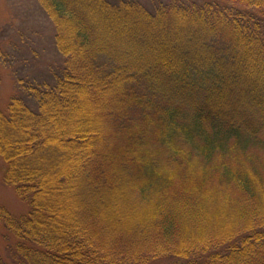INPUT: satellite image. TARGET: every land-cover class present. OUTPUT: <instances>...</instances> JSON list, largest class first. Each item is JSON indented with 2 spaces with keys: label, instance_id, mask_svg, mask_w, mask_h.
<instances>
[{
  "label": "trees",
  "instance_id": "trees-1",
  "mask_svg": "<svg viewBox=\"0 0 264 264\" xmlns=\"http://www.w3.org/2000/svg\"><path fill=\"white\" fill-rule=\"evenodd\" d=\"M27 7L56 58L7 67L0 264H264V0Z\"/></svg>",
  "mask_w": 264,
  "mask_h": 264
},
{
  "label": "rangeland",
  "instance_id": "rangeland-1",
  "mask_svg": "<svg viewBox=\"0 0 264 264\" xmlns=\"http://www.w3.org/2000/svg\"><path fill=\"white\" fill-rule=\"evenodd\" d=\"M27 0H0V45L11 53L9 62H0V110L6 111L10 99L17 93L14 73L8 70L9 64L18 67L17 71L43 72L55 60L56 53L50 40V27L45 18L31 14ZM18 46V47H17ZM21 52L17 51V48ZM37 49L36 52L28 48ZM16 48V49H15ZM21 67V69H19ZM6 163L0 156V251L5 255L8 231L3 220V212L14 218L26 216L30 207L16 193L13 187L4 183ZM9 237V236H8Z\"/></svg>",
  "mask_w": 264,
  "mask_h": 264
}]
</instances>
